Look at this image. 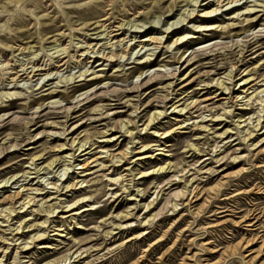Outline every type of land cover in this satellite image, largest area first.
<instances>
[{"label":"rangeland","instance_id":"obj_1","mask_svg":"<svg viewBox=\"0 0 264 264\" xmlns=\"http://www.w3.org/2000/svg\"><path fill=\"white\" fill-rule=\"evenodd\" d=\"M191 1L0 0V183L10 180L0 188V264H264V136L243 138L264 99V0L223 8L209 21L220 26L213 31L195 29L208 23L201 18L183 21L186 10L199 15V4L212 0L196 8ZM244 18L249 33L223 35L222 27L241 30ZM105 28L121 29L112 42L138 45L178 30L190 45L178 64L174 48L150 46L101 66V55L86 49L107 43L97 36ZM32 65L53 75L12 81ZM86 71L81 82L58 88L60 77ZM243 77L253 80L247 94L237 85ZM222 80L226 91L216 83ZM246 95L253 99L241 101ZM83 142L91 147L84 157ZM53 161L58 173L47 169ZM64 168L65 185L57 180ZM85 196L92 200L73 205ZM30 199L28 211L19 210ZM79 205L94 210L67 212ZM51 207L60 208L42 228ZM41 229L44 236L31 243Z\"/></svg>","mask_w":264,"mask_h":264},{"label":"bare ground","instance_id":"obj_2","mask_svg":"<svg viewBox=\"0 0 264 264\" xmlns=\"http://www.w3.org/2000/svg\"><path fill=\"white\" fill-rule=\"evenodd\" d=\"M208 1V0H207ZM242 0H212V1H209L207 4H199V0H192L191 1V6H192V3H194L195 2V5H193V7H195L196 8V6L199 4V8L201 7V8H203V10L200 12V14L199 15H196V11H197V9H195V10H186V12H187V14H186V16H185V19L183 20V21H186V22H188V23H191V22H196V20L198 19V18H201V19H203V21L204 22H208V23H206V26H203V27H200V26H197V27H195V29H199V28H205L206 30H208V31H213V30H217L218 28H220V26H216V24L215 23H212V22H209V21H211L212 20V18H214L215 16H217V14H218V12H220L223 8H225V7H227V6H230V5H233V4H236V3H238V2H241ZM186 2L188 3H190V0H186ZM188 3V4H189ZM198 7V6H197ZM257 7H258V5H257ZM246 11H250V12H252V11H254V9L252 8V9H247ZM170 12V11H169ZM233 12V11H232ZM246 13H248V12H246ZM148 15H151V16H154L153 14H148ZM148 15H146V19H147V17H148ZM238 15H240V14H238ZM240 17V16H239ZM255 20V19H254ZM181 21V19H179L178 20V22H180ZM131 22L132 21H129L128 23H130L131 24ZM127 23V24H128ZM125 24V23H124ZM126 24V25H127ZM242 24H246L244 27H242V29L241 30H236V29H232V30H230L231 29V27L233 26H227V27H225V28H223L222 27V30L224 31H222L223 32V35H231L233 32H234V36H239V35H241V34H246V33H249L250 31H251V23H250V21L248 20V19H246V18H244L243 19V21H242ZM253 25V24H252ZM123 26H125V25H123V24H121V26H118V27H120V28H122ZM109 28H111V27H109ZM120 30L121 29H119V30H117L118 32L117 33H115L114 34V32H116V30L115 31H112V32H107V28H105V30L104 31H102V32H97V36H106L105 37V39L107 38L108 39V41H107V43L106 44H104L103 46H105L103 49H101L103 46H101L100 47V45L97 43V44H95L93 47L92 46H89V47H87V56H88V54H89V51H90V54H94V55H101V57H99V56H97V57H95L96 59H98L97 61H99V62H102V64H101V66H103L105 63H113V62H119L120 60H122V59H125V58H129L130 56H132L133 54H134V51L138 48L140 51L141 50H143L144 48H146V47H150V46H153V48H154V50H159V49H165V50H167V51H169V50H171V49H173L174 48V50H172L173 52H176L175 54H174V58H173V62L172 63H179L181 60H183L184 59V57H185V53L187 52V50L189 49L188 48V46L190 45V43H188L189 42V39H188V41H185L186 40V38L188 37L187 35H185V36H181V35H178V36H175L177 33H179V31L178 30H176V31H173V32H169V31H166L165 33H166V35H167V33H168V35L167 36H163V37H156V36H150L149 38H146V39H143V40H141V41H139V43H138V45H136V43L134 44V45H131L130 44V40L127 42L126 41V39H122V40H118V41H114V42H112L114 39H116L117 38V36L118 35H120ZM194 31V30H193ZM107 32V34H104V33H106ZM104 34V35H103ZM111 35H113V36H111ZM170 35H172L173 37L170 39L169 38V36ZM232 36V35H231ZM233 36V37H234ZM111 37H113V38H111ZM135 40V39H134ZM124 42H126V43H124ZM86 48V47H85ZM106 49H109V50H111L108 54H105V50ZM66 52V50L65 49H61V50H58L57 52H56V54H58V53H61V54H63V53H65ZM167 53V52H166ZM169 53V52H168ZM180 54V56L178 57V55ZM82 55H85V54H82ZM147 56V55H146ZM90 58H92V57H90ZM89 58V59H90ZM145 58H147V57H145ZM137 60H139L140 62H142L143 60H145L144 58H141V59H137ZM89 61V60H88ZM92 63V62H91ZM163 64L162 65H160V67H163V68H167V67H170V66H172V64H170L171 62H167V63H164V62H162ZM29 65V64H28ZM173 66H174V64H173ZM54 70V69H53ZM21 72H23V73H20V75H18V76H16L12 81L13 82H15V83H17V82H23V81H31L32 79H34V78H36V77H48V76H52L53 75V73L51 72L50 73V70H46L45 68H37V66L36 65H32L31 67H28V66H24V67H22V71ZM42 72H45V74H42ZM100 72H102V71H100ZM88 74V71H86L85 73H81V74H79V76H69V77H65V78H61L60 77V80L57 82V85H58V88H63V87H60V85L61 84H72V82H75L76 80H80V81H78V82H81L83 79L82 78H84V77H88V76H86ZM56 75V74H55ZM93 75V74H92ZM92 75H89V76H92ZM142 76V74H140V76H138V77H141ZM228 76L229 77H232V73L231 72H229L228 73ZM246 76H249V74H246L245 75V77ZM245 77H243V78H241V79H239V81L237 82V85L238 86H240V88L243 90V92H242V94H247L248 92H249V90H246V88L248 87V85H250L251 84V82H253V80L251 79V78H247V79H244ZM94 78H96V79H98L96 76H95V74H94V77L93 78H91L90 80H94ZM36 80V79H35ZM39 80V79H38ZM217 81V80H216ZM12 82V83H13ZM217 84H218V86H219V88H220V90H222V91H226V90H228V88L227 87H225V82L222 80V81H218V82H216ZM19 84V83H18ZM18 84H16V85H18ZM229 84V83H228ZM15 85V84H14ZM57 91H59V90H57ZM53 93V92H52ZM261 93H264V91H262ZM5 96H10V97H13V96H16V94L15 93H13V94H7V95H5ZM239 97H241V96H239ZM249 97V96H248ZM247 97V95H246V97H241V101L243 100L244 102H249V101H251L253 98H250V99H246V98H248ZM6 98V97H5ZM257 102V101H256ZM258 102H259V104L261 103V104H263L262 105V107H261V111H260V115L257 117V119H256V122L254 121V123H252V121H253V116H252V119H250V120H248L249 121V123H251L253 126H251V127H253V131L252 132H249L248 133V135L247 136H244L243 138H244V141H247V140H252L253 138H254V136L256 135V134H254V132H263V133H261L262 135L261 136H264V99H262V97L258 100ZM257 102V103H258ZM189 104H191V103H189ZM193 104V103H192ZM181 105V104H180ZM243 105V104H242ZM186 106V105H185ZM177 107L178 106H176V107H174V111H176V109H177ZM187 108V107H186ZM179 110V109H178ZM185 109H180L179 111H178V113L179 114H181L183 111H184ZM177 112V111H176ZM160 116H162V112H157V113H155L150 119H149V122H148V124H147V128L149 127V126H151L152 124H154V122H156L155 120L156 119H158ZM217 119H222V117H217ZM248 121H242V122H248ZM256 124V125H255ZM123 128L125 129L126 128V125L124 124L123 125ZM150 128V127H149ZM206 128V127H205ZM206 130V129H205ZM252 130V129H251ZM126 132L127 133H129V131H128V129H126ZM168 134H162L160 137L162 138L163 136V138L162 139H167V136ZM89 139V138H88ZM242 139V138H241ZM114 140V139H113ZM116 140V139H115ZM90 141V140H89ZM243 141V142H244ZM103 142H106V141H103ZM113 142V141H112ZM252 142V141H251ZM263 142V141H262ZM84 143V142H83ZM87 144H89V142H86V143H84V144H82L81 146H80V148H79V152H81V154H82V157H84V156H86V155H89L90 153L89 152H87V150L88 149H90L91 147H88V148H86V146H87ZM252 144V143H251ZM254 144V143H253ZM91 146V145H90ZM160 146V145H159ZM191 147H194L193 145L191 146ZM65 148V147H64ZM83 148H86V149H84L83 150ZM146 148V147H145ZM196 148V147H195ZM62 149V148H61ZM92 150V149H91ZM127 153V152H126ZM126 153H122L123 154V156L121 157V159H123L124 157H126L127 156V154ZM80 154V153H79ZM106 154H107V152H106ZM70 155V154H69ZM158 155H161V153L160 154H158ZM113 155H110V157L112 158V159H114V157H112ZM72 157V156H71ZM76 157V156H75ZM110 157H109V159H110ZM66 158H68L67 156H66ZM142 158V157H141ZM147 158H149V157H147V156H145L144 157V159H147ZM75 159V158H74ZM115 160V159H114ZM235 160H237V159H235ZM79 161V160H78ZM116 161V160H115ZM32 162V161H31ZM71 162V161H70ZM90 162V161H89ZM93 162V161H92ZM121 162H122V160H121ZM59 163L60 162H58V161H53L52 163H50L48 166H47V169H52L51 171L52 172H54V170L57 168V170H55L56 171V173H58V171H59V169L60 168H58V166H59ZM68 163V162H67ZM112 163H115V162H112ZM66 164V163H65ZM33 166H35V168H34V170H36V174H40L41 173V171H42V169L41 168H38L37 166H36V163L34 162L33 164H32ZM87 165V164H86ZM114 165V164H113ZM46 166V165H45ZM81 167V166H80ZM114 167H115V165H114ZM32 168V167H31ZM84 168V167H83ZM67 169H69V168H64V170H65V173H64V175L63 176H61L60 177V174H59V179H57L58 181H63V185H65L66 183H67V181L68 180H66V181H64V179L63 180H61L60 178H64L65 176H66V173H67ZM86 169H88V168H86ZM168 169H171V167H170V165H168L167 167H159V168H156V169H154V170H151V171H149V172H147V173H145L141 178H144V177H150V176H156V175H158V174H163L164 172H166ZM27 173V172H26ZM16 178V177H15ZM14 178V179H15ZM13 179V178H12ZM40 179H42V178H40ZM120 178L118 177L117 179H111L113 182H116V184L117 183H119L121 180H119ZM135 179V178H134ZM123 180V179H122ZM180 182H182L181 180H179ZM10 183V180H8V181H6V182H4V183H0V188H7V187H5V186H7L8 184ZM83 183V182H82ZM81 183V184H82ZM189 184V183H188ZM193 185V184H192ZM71 186L70 185H68V186H66V187H64V188H66V189H69ZM187 187H188V185H184V187H183V189H187ZM191 187V186H190ZM56 188V187H55ZM59 189V188H58ZM64 190V189H63ZM198 190V189H197ZM211 191V190H210ZM263 191V190H262ZM188 192V191H187ZM196 192V191H195ZM259 193H260V191H259ZM183 196L185 197L186 195H187V193L183 190ZM188 195H189V193H188ZM202 195V194H201ZM190 196H192V195H190ZM209 197V196H208ZM195 198H198V196L196 195L195 196ZM36 199V198H35ZM90 199L92 200V198L91 197H89V196H85V197H83L81 200H79V201H77L75 204H73V205H76L77 203H79V202H81V201H83V203L82 204H85V203H88L89 201H90ZM208 200V199H207ZM27 201V200H26ZM32 199H30L29 201H27V202H24L23 204H22V207L19 209V210H22V209H26L27 210V208L31 205V203H32ZM187 201V200H186ZM188 202V201H187ZM204 202V201H203ZM35 202H33V204H34ZM43 204V203H42ZM45 204V203H44ZM72 205V206H73ZM180 204H177V203H175L174 205H173V207L174 208H178V206H179ZM62 206V205H61ZM72 206H69L68 208L70 209ZM93 206L94 205H84V206H82V205H79V207L76 209H72V210H69V211H67V212H72V211H74V210H77L78 212H74V215H78V214H80V212H82V213H84V212H87V211H90V210H94L93 209ZM151 206H153V204H151V205H148L146 208L147 209H150V207ZM31 207H33V206H31ZM172 207V208H173ZM58 208H60V207H55V208H50L49 210H44L43 212L44 213H46V215L44 216V218H45V220H44V222L42 223V225L40 224V226L42 227V228H44V226H47L48 225V223H49V221H50V219L51 218H53L52 216L53 215H55L56 213H57V211H58ZM18 209H16L15 207H13V208H11V209H8V210H5V211H2V215L4 216L3 218H11L13 215L12 214H14V213H16V211H17ZM175 210H177V209H175ZM200 210V209H199ZM28 211V210H27ZM32 211V210H31ZM37 210H35V212H36ZM7 213V214H6ZM40 214V213H39ZM129 214V213H128ZM199 214H201V213H199ZM253 214V213H252ZM250 215V214H249ZM249 218V217H248ZM145 220V219H144ZM7 221H8V219H7ZM26 222V221H25ZM27 223V222H26ZM144 223V222H143ZM47 224V225H46ZM21 226V225H20ZM23 227V226H22ZM24 228H28V226H25V227H23L22 229H24ZM17 229V228H16ZM21 228H18L17 230H19V231H21L22 230ZM14 230V229H13ZM39 230V229H38ZM14 232V231H13ZM41 232H42V234H41ZM15 233V232H14ZM44 233H46L45 232V230L43 231V229H41L40 230V232L38 233V234H35L32 238H31V243H33L34 242V240H37V239H40V238H42L43 236H44ZM145 235H147L146 233H145ZM64 236V235H63ZM21 238V237H20ZM0 240H2V239H0ZM6 240V239H5ZM12 240V239H11ZM13 241V240H12ZM17 241V240H16ZM33 241V242H32ZM30 242V241H29ZM26 244H30V243H28V242H26L25 243V246H26ZM23 245V244H22ZM24 246V245H23ZM27 247H28V245H27ZM26 248V247H25ZM42 248H47V246H43ZM69 259V258H68ZM70 260V259H69ZM67 261L68 260H65L64 261V263L66 264L67 263ZM60 264H62V262L60 263Z\"/></svg>","mask_w":264,"mask_h":264}]
</instances>
